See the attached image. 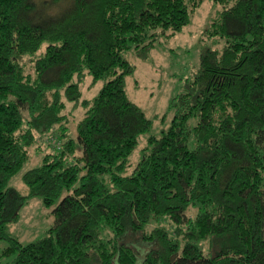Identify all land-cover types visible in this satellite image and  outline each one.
Segmentation results:
<instances>
[{"label": "trees", "instance_id": "16d2710c", "mask_svg": "<svg viewBox=\"0 0 264 264\" xmlns=\"http://www.w3.org/2000/svg\"><path fill=\"white\" fill-rule=\"evenodd\" d=\"M203 1L0 0V240L11 264H264V0H211L214 44L128 171L153 121L127 92L125 53L182 31ZM85 74L103 80L92 99ZM66 101L85 109L76 137ZM55 132L61 148L23 173L27 193L9 186ZM34 196L61 199L47 234L23 244L9 222ZM166 217L174 230L151 226Z\"/></svg>", "mask_w": 264, "mask_h": 264}, {"label": "rangeland", "instance_id": "374dc122", "mask_svg": "<svg viewBox=\"0 0 264 264\" xmlns=\"http://www.w3.org/2000/svg\"><path fill=\"white\" fill-rule=\"evenodd\" d=\"M219 8L220 6L213 1L204 0L192 12L191 21L182 31L171 37L162 35L156 40L155 46L145 52L130 49L125 53L126 58L135 66L134 73L126 77L127 92L130 98L141 106L153 121L151 129L140 137L138 148L129 157L131 165L128 171L140 159V150L145 146L147 136L149 134H160L161 130L167 128L170 124L173 112L168 109L169 101L173 96L184 90L186 80L197 71L201 52L207 47L213 46V39L205 34V29L210 18ZM217 43L220 45L221 42L217 41ZM79 85L82 90V97L92 99L102 87L103 80L93 82L92 76L85 74L79 80ZM66 102V110L69 111L70 120L68 131L76 137V122L82 117L85 109L81 104L72 101ZM54 134L57 136L56 132ZM39 137H42V140L46 139V135ZM41 141L38 143L40 147L32 148L31 161H27L10 179L9 186L16 188L23 195L28 191L22 180L23 173L39 162L44 151L51 148L55 149L47 140L42 141V143ZM38 144L36 145L39 146ZM60 199L51 206H46L39 196L22 201L21 205L17 207L19 211L18 218L9 222L11 234L23 244L45 236L47 230L54 223L52 211ZM158 224L165 226L169 231L174 230L175 226L167 217L159 221H153L151 226ZM151 226L148 225V228ZM9 244L10 240L8 239L0 240V264H11L15 256V252L3 253Z\"/></svg>", "mask_w": 264, "mask_h": 264}, {"label": "built area", "instance_id": "2783aa9c", "mask_svg": "<svg viewBox=\"0 0 264 264\" xmlns=\"http://www.w3.org/2000/svg\"><path fill=\"white\" fill-rule=\"evenodd\" d=\"M41 137L39 138V140L41 141ZM48 141H50V143H52L54 145V147H56L57 149L61 148V141L58 140L57 136L51 135L48 137Z\"/></svg>", "mask_w": 264, "mask_h": 264}]
</instances>
